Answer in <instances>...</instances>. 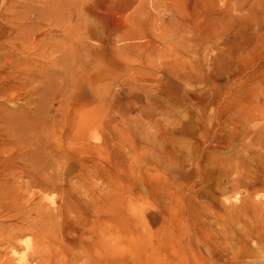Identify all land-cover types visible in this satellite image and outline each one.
<instances>
[{
	"label": "rangeland",
	"instance_id": "obj_1",
	"mask_svg": "<svg viewBox=\"0 0 264 264\" xmlns=\"http://www.w3.org/2000/svg\"><path fill=\"white\" fill-rule=\"evenodd\" d=\"M263 76L264 0H0V112L31 114L48 81L65 79L61 95L44 101L55 136L78 100L101 107L105 145L89 140L76 158L103 173L104 191L119 176L120 196L132 190L135 208L134 253L120 244L110 256L92 210L62 230L18 234L4 210L22 208L13 188L0 196V264H21L26 241L39 240L28 264H263ZM59 157L47 171L83 183L86 167L66 173L70 158ZM49 195L52 204L43 193L25 210L54 208L59 194ZM104 219L127 236V218Z\"/></svg>",
	"mask_w": 264,
	"mask_h": 264
},
{
	"label": "bare ground",
	"instance_id": "obj_2",
	"mask_svg": "<svg viewBox=\"0 0 264 264\" xmlns=\"http://www.w3.org/2000/svg\"><path fill=\"white\" fill-rule=\"evenodd\" d=\"M11 65L9 64V66ZM62 75H64L63 78H67L66 71H63ZM65 79L56 78L48 81L45 86L46 89L43 91V99H41V102H36L35 110L31 114L27 112L25 115L21 111V115H18L13 110L6 113L0 112V119L7 123L6 133L0 137V156H3V158L0 157V196L9 198L13 188L16 190L22 189V193L19 194L22 208L14 213L5 207L4 210L9 212H5V215L14 217L19 221L17 225L18 234L21 229H25L35 235L42 236L57 229L62 230L66 222L70 219L75 220L78 217V212L92 210L94 217L101 222L100 240L105 249L109 247L108 251L111 252L109 255L115 256L118 254L120 244H126L129 253H134L135 208L132 190L128 193V199L124 202L120 196V177L113 174V178L109 179L113 183L111 184L112 187L109 186L110 188L104 191V187L100 186L101 183L106 181L103 173L99 169H90L91 165L88 167L86 162L84 163L83 160L80 161L76 158V156L89 153V140L100 141L101 144L96 145L99 148L105 145L104 139L100 135V130L105 128L104 122L101 121L99 110L101 107L87 110L84 106L86 104H82L78 100L72 110V115H70L71 125L67 126L65 133H62V139L55 136L51 123L52 117L50 116L53 105L46 106L44 101L49 97L57 98L61 95L62 90H59V86L60 82L66 81ZM262 82L264 83V76ZM44 111L49 116V122L41 117L44 115ZM213 141H215V145H218L216 139ZM129 151H133L132 147ZM60 154L68 160L70 158L66 165V173H70L69 169H72L75 164L80 163V166L86 167L85 175H79L83 183L65 185V175H54L53 172L47 171L58 168L60 163L63 162L59 157ZM88 182L92 186H89ZM95 185L96 187H94ZM77 190H81L82 193L87 192V194H83L87 199H81L82 194H79V196L74 194ZM52 191L59 194V204L57 206L49 209V211L41 205L25 210L35 196L43 193L52 204L54 197L49 195V192ZM6 202L8 203V200ZM30 214H34V218L30 217ZM106 215L112 218H127L129 222L126 229L127 236L120 232L117 223L112 221L104 223L103 221L106 220L104 216ZM167 227L166 224L162 223L158 225L153 233L157 236L160 231ZM168 232L166 242L175 237L173 231L169 230ZM161 245H163L162 242L157 240L152 244V248H159ZM42 246V240H39L33 246L26 241L24 250L18 253L20 263L28 264L29 260L41 254ZM28 250H31L33 256L28 257Z\"/></svg>",
	"mask_w": 264,
	"mask_h": 264
}]
</instances>
